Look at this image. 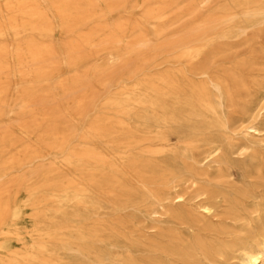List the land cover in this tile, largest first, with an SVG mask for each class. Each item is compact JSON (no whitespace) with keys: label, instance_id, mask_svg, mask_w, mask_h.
Listing matches in <instances>:
<instances>
[{"label":"bare ground","instance_id":"bare-ground-1","mask_svg":"<svg viewBox=\"0 0 264 264\" xmlns=\"http://www.w3.org/2000/svg\"><path fill=\"white\" fill-rule=\"evenodd\" d=\"M262 38L264 0H0V264H264Z\"/></svg>","mask_w":264,"mask_h":264},{"label":"rangeland","instance_id":"rangeland-1","mask_svg":"<svg viewBox=\"0 0 264 264\" xmlns=\"http://www.w3.org/2000/svg\"><path fill=\"white\" fill-rule=\"evenodd\" d=\"M55 39H54V43L58 46H61L62 43H63V40L65 38V35L62 33L61 30H56L55 31ZM9 38L13 40V35H9ZM262 41V44H264V38L261 39ZM127 58L126 57H122V59L120 61H118L117 63L113 64L111 67V69L113 71H115V76H114V79H115V83H117L116 81H121V80H124L127 76V73L126 71H124L122 69V66H123V63L126 62ZM94 65H98V66H101L102 64H104V56L103 54H100L97 59L95 61H93ZM63 70H66V68H63ZM106 73H103V72H100L98 74H94V75H91L89 77V79L85 82V85L84 87L82 88V92L85 93V92H89L91 90H93L95 92V99L90 102L88 104V117H91L93 114H94V111L103 103L104 101V98L110 93V92H113L115 90V88H110V89H105L103 87H101L99 85V81L103 78V76L105 75ZM68 75V71H67V74L66 76ZM11 79L13 82H17V79H18V76H11ZM57 81H58V78H53L52 80H50L47 85V92H49V95L51 96L52 94H54L53 96L49 97V98H45V99H41V102L39 103V108L44 105L46 108H49V107H53L54 105L58 104V103H61L63 101V99H61L60 95H55V93L57 94L58 91L55 90L54 88L57 86ZM16 84V83H15ZM14 84V88L16 87ZM20 86H17L16 87V90L14 91H11L10 94H16L18 92V89ZM13 89V88H12ZM69 118V117H67ZM7 124H10V125H17L19 122L17 120L16 117H14V115H10L9 117H6V120H5ZM81 123H78L77 126H78V130L81 126ZM86 123V121L84 123H82V125H84ZM19 137H22L24 140H27V141H32L34 142L36 137L33 136V135H21L19 133L18 135ZM41 164H47V160L41 162ZM40 164V165H41ZM12 173V172H11ZM10 172H8V175L11 174ZM17 174V173H16ZM20 174V173H18ZM17 174V175H18ZM25 190L22 189L20 191V196L22 197H25ZM28 211V209L26 210ZM29 212H27L22 218H21V221H20V228L22 229V231H20V234L22 236V241H19L18 240V237L16 235H14V237H11V239L9 240L10 242H7L6 243V247L9 248L10 250H18L20 249L23 244L25 245H29L31 242H32V236H31V233L30 234H27L26 232H31V229H32V225H33V221L32 219L29 217ZM20 236V237H21Z\"/></svg>","mask_w":264,"mask_h":264}]
</instances>
